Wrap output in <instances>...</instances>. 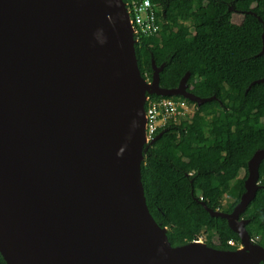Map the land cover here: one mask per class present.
<instances>
[{
    "label": "water",
    "instance_id": "1",
    "mask_svg": "<svg viewBox=\"0 0 264 264\" xmlns=\"http://www.w3.org/2000/svg\"><path fill=\"white\" fill-rule=\"evenodd\" d=\"M235 12V1L228 3ZM249 14L257 16L255 12ZM261 22L262 19L258 17ZM264 28V23H263ZM263 49L259 56H264ZM124 0H0V254L6 264H264L241 218L256 198L264 148L248 161L246 191L228 221L240 247L173 246L152 215L142 167L152 145L146 104L188 90L140 69ZM264 85V77L252 82ZM194 196V194L192 193Z\"/></svg>",
    "mask_w": 264,
    "mask_h": 264
},
{
    "label": "trees",
    "instance_id": "2",
    "mask_svg": "<svg viewBox=\"0 0 264 264\" xmlns=\"http://www.w3.org/2000/svg\"><path fill=\"white\" fill-rule=\"evenodd\" d=\"M124 1L131 8L140 0ZM150 1L159 6L160 30L150 37L137 32L143 76L152 79V56L158 66L169 59L160 75L163 88L178 87L190 72L188 90L201 98L217 99L197 106L193 117L171 122L148 150L142 179L149 209L168 228L175 247L205 236L210 247L235 250L228 241L240 243L239 235L226 219L211 216L200 199L214 210L233 212L246 191L248 161L264 148V85L256 84L247 92L252 82L264 77V56H259L264 0ZM232 1L236 11L228 12ZM236 13L243 17L241 23L233 22ZM260 185L241 218L249 220V234L264 247V161ZM0 264H6L1 254Z\"/></svg>",
    "mask_w": 264,
    "mask_h": 264
},
{
    "label": "built area",
    "instance_id": "3",
    "mask_svg": "<svg viewBox=\"0 0 264 264\" xmlns=\"http://www.w3.org/2000/svg\"><path fill=\"white\" fill-rule=\"evenodd\" d=\"M158 5H153L150 0H140L129 7L136 33L140 32L145 37L155 36L160 26L157 22ZM191 105L194 106V112L198 105L191 103L186 99H178L176 96L171 98L152 99L149 98L146 104L148 116L147 135L149 139L155 137L160 131L164 130L174 122L179 124L182 120L193 117L191 114ZM231 247H239L240 244L234 239L228 241Z\"/></svg>",
    "mask_w": 264,
    "mask_h": 264
},
{
    "label": "rangeland",
    "instance_id": "4",
    "mask_svg": "<svg viewBox=\"0 0 264 264\" xmlns=\"http://www.w3.org/2000/svg\"><path fill=\"white\" fill-rule=\"evenodd\" d=\"M242 20H243V17L240 16L238 13L234 14V16H233V22L234 23H241ZM190 111L192 113L191 115L193 116L194 113H195L194 112L195 110H194V106L193 105H191ZM240 176L243 177L244 176V172H242ZM228 189H229V186L227 185V186H225L224 191L226 192V191H228ZM203 237L205 238V236H203ZM204 238H203L202 241H204Z\"/></svg>",
    "mask_w": 264,
    "mask_h": 264
},
{
    "label": "clouds",
    "instance_id": "5",
    "mask_svg": "<svg viewBox=\"0 0 264 264\" xmlns=\"http://www.w3.org/2000/svg\"><path fill=\"white\" fill-rule=\"evenodd\" d=\"M162 131H163V130H162ZM200 200L203 201V198H201ZM201 240H203V239H201ZM239 244H240V243H239ZM239 247H240V246H239ZM239 247H236V249L239 248Z\"/></svg>",
    "mask_w": 264,
    "mask_h": 264
},
{
    "label": "flooded vegetation",
    "instance_id": "6",
    "mask_svg": "<svg viewBox=\"0 0 264 264\" xmlns=\"http://www.w3.org/2000/svg\"><path fill=\"white\" fill-rule=\"evenodd\" d=\"M229 186V185H228ZM229 188H230V186H229Z\"/></svg>",
    "mask_w": 264,
    "mask_h": 264
}]
</instances>
